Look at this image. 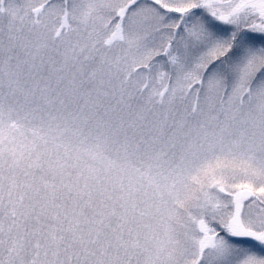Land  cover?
<instances>
[{
  "label": "snow or ice",
  "instance_id": "1",
  "mask_svg": "<svg viewBox=\"0 0 264 264\" xmlns=\"http://www.w3.org/2000/svg\"><path fill=\"white\" fill-rule=\"evenodd\" d=\"M0 264H264V0H0Z\"/></svg>",
  "mask_w": 264,
  "mask_h": 264
}]
</instances>
